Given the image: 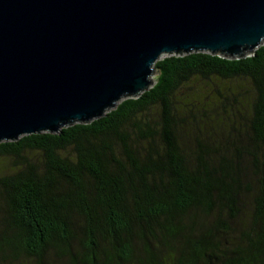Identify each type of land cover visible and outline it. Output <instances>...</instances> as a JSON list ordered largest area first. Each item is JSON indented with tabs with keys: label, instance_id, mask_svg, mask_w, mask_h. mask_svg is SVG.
I'll use <instances>...</instances> for the list:
<instances>
[{
	"label": "trees",
	"instance_id": "trees-1",
	"mask_svg": "<svg viewBox=\"0 0 264 264\" xmlns=\"http://www.w3.org/2000/svg\"><path fill=\"white\" fill-rule=\"evenodd\" d=\"M153 68L97 119L0 141V264H264V43Z\"/></svg>",
	"mask_w": 264,
	"mask_h": 264
},
{
	"label": "water",
	"instance_id": "water-1",
	"mask_svg": "<svg viewBox=\"0 0 264 264\" xmlns=\"http://www.w3.org/2000/svg\"><path fill=\"white\" fill-rule=\"evenodd\" d=\"M264 43V0H0V141L103 116L164 54Z\"/></svg>",
	"mask_w": 264,
	"mask_h": 264
},
{
	"label": "rangeland",
	"instance_id": "rangeland-1",
	"mask_svg": "<svg viewBox=\"0 0 264 264\" xmlns=\"http://www.w3.org/2000/svg\"><path fill=\"white\" fill-rule=\"evenodd\" d=\"M153 78H155V73L152 75Z\"/></svg>",
	"mask_w": 264,
	"mask_h": 264
}]
</instances>
